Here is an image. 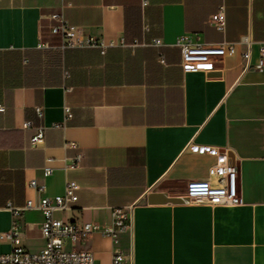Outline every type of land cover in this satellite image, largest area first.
Here are the masks:
<instances>
[{
  "label": "crops",
  "instance_id": "1",
  "mask_svg": "<svg viewBox=\"0 0 264 264\" xmlns=\"http://www.w3.org/2000/svg\"><path fill=\"white\" fill-rule=\"evenodd\" d=\"M221 5L224 30L209 22ZM58 11L83 37L106 42L105 52L66 46L51 30ZM186 33L236 51L215 71L185 72L176 43ZM263 44L264 0H1L0 253L13 248L2 236L14 222L22 247L45 246L43 213L12 208L62 194L72 179L78 200L57 212L64 221L103 226L115 208L133 207L132 230L116 241L99 230L67 239L95 264H112L114 251L124 264H264ZM39 126L44 140L32 146ZM191 143L229 155L242 204L185 200L187 183L217 160ZM80 152L79 167L68 168Z\"/></svg>",
  "mask_w": 264,
  "mask_h": 264
},
{
  "label": "built area",
  "instance_id": "2",
  "mask_svg": "<svg viewBox=\"0 0 264 264\" xmlns=\"http://www.w3.org/2000/svg\"><path fill=\"white\" fill-rule=\"evenodd\" d=\"M1 2V0H0ZM149 0H142L143 5ZM49 18L54 21L51 26L53 33L61 34L65 37V45L69 47H97L104 53L108 44L96 37H83L76 25L69 23L61 11L52 12ZM209 22L219 30H224L226 26L224 5L220 6L217 13L211 15ZM244 40L251 45L250 35H245ZM155 43H160L156 39ZM111 44V43H110ZM176 45L181 53V67L185 72H211L217 69V63L228 54L236 51L234 42H223L219 44L199 42L189 34L180 35ZM247 61L251 59V50L245 52ZM161 62H165L160 57ZM264 65V44L260 48L258 66ZM5 107L0 104V111ZM37 112L42 116L43 112L37 107ZM67 117L71 116L70 109L66 107ZM32 121H26L25 127L31 126ZM44 140V128L37 127L36 133L30 138L32 146H39ZM193 151L216 156V163L209 168L208 177L192 179L187 183L185 198L189 203L208 204L212 206L224 205L235 206L243 203L237 187L238 171L235 164L229 160L226 152H221L217 147L211 145H200L191 143L189 145ZM83 153H78L74 160L67 165L68 168H77L80 165ZM53 172L51 166L44 167L45 175ZM30 185L38 191L44 190V185H39L35 179L30 181ZM80 186L77 181L69 179L66 182L62 194L48 196L40 195L37 198H29L21 207H13V214L17 215L23 210H39L43 213L44 219L41 222V231L46 243L38 251H30L21 246L20 229L17 222H14L11 229L3 234L4 239H8L13 248L6 253H0V264H95V255L88 249H67L65 247L67 239L86 238L92 232L99 230L117 240L119 231H131L133 227V207H117L112 212V220L109 224L100 226L93 222L77 224L64 221L57 217V212L69 210L78 200V190ZM124 255L121 251H114L112 264H124Z\"/></svg>",
  "mask_w": 264,
  "mask_h": 264
},
{
  "label": "water",
  "instance_id": "3",
  "mask_svg": "<svg viewBox=\"0 0 264 264\" xmlns=\"http://www.w3.org/2000/svg\"><path fill=\"white\" fill-rule=\"evenodd\" d=\"M185 200H187V199L185 198Z\"/></svg>",
  "mask_w": 264,
  "mask_h": 264
}]
</instances>
